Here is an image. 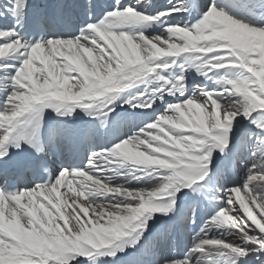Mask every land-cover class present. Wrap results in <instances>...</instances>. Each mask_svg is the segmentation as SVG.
Listing matches in <instances>:
<instances>
[{
	"label": "snow or ice",
	"instance_id": "1",
	"mask_svg": "<svg viewBox=\"0 0 264 264\" xmlns=\"http://www.w3.org/2000/svg\"><path fill=\"white\" fill-rule=\"evenodd\" d=\"M0 264H264V0H0Z\"/></svg>",
	"mask_w": 264,
	"mask_h": 264
},
{
	"label": "bare ground",
	"instance_id": "2",
	"mask_svg": "<svg viewBox=\"0 0 264 264\" xmlns=\"http://www.w3.org/2000/svg\"><path fill=\"white\" fill-rule=\"evenodd\" d=\"M37 2H39V0H37Z\"/></svg>",
	"mask_w": 264,
	"mask_h": 264
}]
</instances>
